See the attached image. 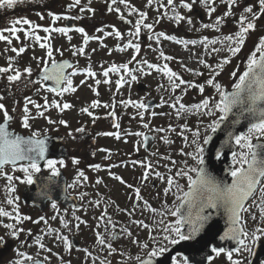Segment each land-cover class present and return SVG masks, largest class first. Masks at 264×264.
<instances>
[{"label":"snow or ice","instance_id":"obj_1","mask_svg":"<svg viewBox=\"0 0 264 264\" xmlns=\"http://www.w3.org/2000/svg\"><path fill=\"white\" fill-rule=\"evenodd\" d=\"M24 0H0V9H13L18 3H23ZM196 0L191 2H185L181 0V6L183 8L192 10L193 4ZM221 3L227 5V11L223 16H219L213 23H204L202 28L213 29L216 32L221 31V26L226 22L227 17H234L237 14L233 12L234 7H240L241 12L236 20L238 25L237 30L233 33L209 40V37L205 36L199 43L204 47L205 51L209 55L225 53L214 64L208 63L206 60L199 59L198 63L202 64L205 69L208 70V75L204 82L185 81L180 78L176 72L165 64L161 67L158 64L149 63L146 59L138 62V67L135 69L129 68V63L136 60V56L141 51V44L135 43L134 40L141 36V29H146L152 35L148 36L149 40L153 37L155 41L159 43L161 37L165 40L174 41L177 44H183L185 47L188 45H195L198 43L196 40H182L178 39L174 35H165V33H155L153 23H145L147 20V12L139 11L138 9L131 7L128 4V0H111L112 5L124 4L130 9L129 14H137L138 19L135 21L132 29L128 32V41L123 46H118L119 51H125L127 49H133L135 55L132 56L129 63H123L120 65L112 64L109 68L103 69V83L110 84L112 81L108 79L110 73L119 74L123 70L130 76V80H126L123 75L116 80L118 87H123L126 83L137 81L138 77L133 74L134 72H143V66H147L149 69H155L158 72L167 76L170 84V90L174 93L176 89H180L182 93H186L188 89H196L201 94L202 99L195 104L185 105L180 103L182 97H174V102L170 104L176 112L178 119L187 117L189 114H194L199 117L195 128H190L187 123L183 124L182 131L179 135L183 139V147L180 149L179 154L185 157L182 161L178 162L170 156L162 157L170 162V165H164L171 175L165 176L159 171L155 170V167L151 161L145 163L144 161H133L134 164L139 163L145 171L140 177L141 184L149 181L152 176L159 179L165 184L163 188L164 200L161 202L160 208L153 207L152 204L145 200L141 195V187L127 184L122 177L111 174L114 179L118 180L121 184H125L129 189L133 190L134 203L131 210L129 209H117L126 213L129 217H132L137 210H140L141 216L144 214V210H147L151 216L145 219H134L131 223L136 227L147 231V238L145 240L139 239L133 231L125 226L118 232L115 231V225L113 224L111 217L108 216L105 209L103 214L98 217V221L107 222L104 224L105 232L108 233L110 239L99 231L94 230L96 237V243L101 246V250L106 252L107 255L104 259L100 260V264H113L108 256H127V259L117 261L116 264H130L134 260L135 264H202L201 261L196 259L198 253L204 251L211 240L216 238L217 233L211 231L208 228L209 222L213 219V213L216 216H222L225 222V229L223 234L219 235V240L224 242H234L235 247H225L222 245H212L211 253L207 257L211 262L214 258L223 255L225 257L226 264H264V253H258L261 247V241L264 240V35L258 37L257 43L254 46V50L246 58L243 71L240 66H235V70L229 73L232 83L225 85L218 77L225 71V67L232 63V59L236 57L244 48L247 40L250 38V34L255 32L258 28L257 22L264 18V0H256L253 4L249 0H220ZM153 0H148L149 6H151ZM81 0H74V4L69 7L79 6ZM174 0H167V5H173ZM204 4L207 7L209 16L216 11L215 0H204ZM163 7V5H161ZM81 12L88 11L93 12L94 9L84 7L80 8ZM109 12L115 11L120 14V19L125 20V15L121 12L119 7H109ZM174 11V9H173ZM52 16L53 22L60 20V15L49 13ZM167 15V11L163 13ZM44 17L41 16V19ZM64 19H80L81 17L64 16ZM160 18H157L156 23ZM170 19L179 24L181 21H186L190 29L194 27L191 17H185L178 13L174 14ZM23 23L30 25L33 29L31 32H26V35L30 39L39 43L41 49L46 50V57H40L38 59L43 62V67L39 74V80H33V69L31 66L23 68V70L17 68L13 62V58H9L8 66L0 67V76L6 79L9 85L22 84V87L27 89L30 85L40 84L41 88H44V82L53 81L55 87H47L46 91L55 93L57 97L63 96L64 93H74L77 88L73 86L72 76L77 72H73L71 75L65 74L66 68H73V64L65 60L58 62L53 55V48L51 43L40 42L42 39L50 40V35L42 38L38 34H35V29L40 25H34L29 19H18L13 21V26L0 30V41H7L8 44L12 43L9 36L4 34L5 31L15 35L21 31L16 25ZM127 23L132 24V21L128 20ZM77 33L83 36V47L73 46V55H85V48L90 40H100L99 36H91L83 27H77L74 29ZM45 33L51 34L52 32L60 33L67 36L71 41L72 37L68 36V33L73 31L70 27H44ZM103 32V29H98ZM107 35H115L117 38L123 39V35L119 30L115 33L109 32ZM19 40L20 37L16 36ZM211 44L213 47L209 48ZM216 44H220V47H215ZM152 47L151 44L148 45ZM27 50L26 46H21L19 49L13 47L11 51L16 53L17 56L24 53ZM60 55H63V52ZM95 51V49H93ZM160 57L165 61L175 59L172 56H167L163 51L159 53ZM50 61V66H49ZM182 63V62H181ZM186 71L192 72L197 76H204V72L194 71L191 68H186ZM84 72L88 77H96L97 72L89 66L84 69ZM26 74L27 79H23ZM178 81V82H177ZM102 81L100 79L95 80V84L99 85ZM86 81H81V84H85ZM181 85H185L181 88ZM207 87L214 89L215 94L203 95ZM91 87V86H89ZM19 90V89H18ZM41 89H36L40 91ZM99 95V92H96ZM5 99L3 94H0V116L3 121L0 122V173L4 174L11 185L13 176L4 173V168L7 165H11L13 169L16 168L17 162L26 161L27 163L20 164L19 171L25 174V178L22 183L33 184L34 173L41 172L40 161L45 160L46 153L48 151L45 140L40 139L41 133L35 131L31 136L25 138L22 135L15 134L10 131V122L14 119L10 114V110L2 102ZM44 104L41 105L33 100L31 97H25V103L22 109L23 113V127L25 129L30 128V119L32 115L29 109V105H33L37 110L47 108L49 106L48 98L44 97ZM125 106L131 105L138 109L147 110L148 105L144 101H133L131 99L127 101H121ZM52 106L63 112L66 109L73 107L71 103L52 101ZM179 105V106H177ZM111 107L115 108V105L101 104L99 99L91 102V108L99 107ZM12 111H15L13 109ZM81 112L86 113L88 116L93 117V112L89 111L88 107L81 108ZM39 116H44V111L38 112ZM141 119H143V112L137 113ZM110 115L115 116V111H112ZM152 116L157 113L152 112ZM99 117H94L98 119ZM207 118V119H205ZM246 123V130L237 131V126H240L242 122ZM49 123H55L51 119ZM60 124H66V121L60 120ZM145 128L149 125L144 123ZM116 128H119V123L115 124ZM170 130L175 132L176 129L170 126ZM77 132H85L84 127L76 129ZM156 131H165V129H156ZM190 133L186 135L185 133ZM223 132V138L215 141L214 138L218 133ZM105 136H115L116 139H120L119 133L105 132L102 133ZM135 135L143 136L144 141L148 140V137L144 133H135ZM165 143H173V141L165 139ZM146 146V145H145ZM239 150H235V149ZM137 150H139L137 148ZM108 151V150H104ZM231 152V162L228 164L226 174L231 178V182L228 179H218L213 172L210 171V165L214 167V161L223 163L227 157L228 152ZM191 161V163H190ZM74 164H79V160H74ZM57 164L63 165V160L48 159L45 161V165L51 170L52 176H59L60 170L57 168ZM116 167L118 165H112ZM93 167L96 170L101 168L100 164H95ZM173 169L175 171L173 172ZM79 177L85 178L83 171L79 172ZM19 179V177H15ZM184 181V183H181ZM97 184L103 183L98 179ZM72 187V185H70ZM9 192H15L16 189L13 186H9L7 189ZM160 193H157L159 196ZM171 196L172 202L169 203L168 197ZM7 204H14V199H7ZM142 203V207H141ZM100 201L95 202V206H99ZM52 207L55 208L56 204L53 203ZM258 210L254 211L253 209ZM212 210V211H210ZM251 219L255 222V226L249 229L247 225V219ZM0 217H10L14 219L15 224H5L4 227L11 229L9 236L12 238H19L20 233H23L25 229L23 227H17L18 224H22L24 220H30L31 217L20 216L16 214L13 216L12 212L7 211L4 207H0ZM56 217H53L55 219ZM76 223L74 227L79 230L80 224H86V221L81 220L80 217H75ZM40 220H44L41 217ZM40 220L35 221L39 223ZM148 221V222H146ZM46 223V221H45ZM63 226L69 229V221L62 220ZM112 224V229L108 228V225ZM100 224H97V228ZM29 230V235H30ZM121 234L127 237L131 243L138 248V253L135 256L129 255L123 250L114 246L113 241L119 240ZM5 238L0 236V245L4 243ZM56 240L69 252L73 251V241L68 235L57 234ZM184 244L186 255L170 256L169 254L174 246ZM36 243L39 244L41 249L45 248V245L37 238ZM88 257L93 258V264L96 259L100 257H93V253L87 248L82 249ZM51 252L52 249H47ZM18 259L14 264H25L26 261H30L31 264H45L47 257L44 260L36 259L31 255L24 252H18ZM158 258H163L158 261ZM62 264H71V261H63L60 257Z\"/></svg>","mask_w":264,"mask_h":264},{"label":"flooded vegetation","instance_id":"obj_2","mask_svg":"<svg viewBox=\"0 0 264 264\" xmlns=\"http://www.w3.org/2000/svg\"><path fill=\"white\" fill-rule=\"evenodd\" d=\"M29 1V2H28ZM200 0H196L198 2ZM249 2L255 4L256 0H249ZM216 11L208 15V10L201 11L199 8L194 6V13H198L199 19L205 20L207 23H213L217 17L223 16L227 11V5L225 3L214 4ZM213 5V6H214ZM235 8V9H234ZM233 12L241 11L240 7H234ZM62 11V16H64V8L60 7ZM223 14V15H221ZM41 16L44 18L41 19ZM209 17V18H208ZM29 19L33 22L34 25H40L39 28L35 29V34H38L42 38L49 36L48 33L43 31L44 27H50L49 18V0H24L23 3H18V5L13 9H0V30L5 28H10L13 26V21L18 19ZM211 19L213 22H208ZM64 18L61 20V24L56 27H64ZM123 22V21H122ZM258 28L255 31L257 34L255 40L246 47L247 54L244 56L246 61L247 56L254 50V46L257 43L258 37L264 35V18L257 22ZM100 23L95 24V27H98ZM231 26L227 20L221 27ZM21 31L17 32L15 35L10 34L5 31L4 34L9 36L12 40L11 44H8L7 41H0V67L8 66L9 58H13L15 66L21 70L27 66H31L33 69L32 79L39 80V74L43 67V62L39 61L36 58L46 57V50L39 47V43L35 42L33 39H30L26 32L33 31L30 25H25L20 23L16 25ZM55 28V27H54ZM16 36H19L20 39L17 40ZM50 40L42 39L40 42L49 43ZM21 46H26L27 50L20 54L19 56L16 53L11 51V48L15 47L19 49ZM62 51V48H58ZM64 51V50H63ZM62 51V52H63ZM135 54V53H134ZM56 60L66 58L67 56L63 52V55H60V52L54 55ZM141 60L136 59L132 64L129 63L130 69H135L138 67V62ZM127 63V62H126ZM246 62H237L236 57L232 60L230 65L225 67L223 73H230L235 70V66L239 65L241 71H243L244 65ZM50 65V61H49ZM76 62L74 61L73 68L69 70L67 75H71L74 72V67ZM135 74V72L133 73ZM85 76V72H77L74 76ZM128 75V74H127ZM23 79H27L25 74ZM73 86H75L73 84ZM50 87L47 82H44V88H41L40 84L30 85L27 89L22 87V84L9 85L5 78L0 76V94L5 96V99L2 101L6 107L10 110V114L13 115L14 119L10 122L9 130L15 134L22 135L25 138L31 136L35 131H39L41 136L39 138H45V143L47 146V153L45 160L40 161L41 172L34 173L35 176L39 174H44V176L51 178L53 180L64 181L65 191L64 196L59 201H48L47 207L41 209L33 203H28L23 200V193L25 190L30 188L33 184L22 183L24 180L25 174L19 171L20 164L27 163L26 161L17 162L16 168L13 169L11 165H7L4 168V173L13 176V181L11 185L6 178V176L0 173V207H4L7 211L12 212L13 216L19 214L20 216L31 217L30 220H24L22 224H18L17 227H23L25 231L20 233L19 238H12L9 236L11 229L4 227L5 224H15L14 219L10 217H0V236L5 238L4 243L0 245V264H14V262L21 257L18 256V252H24L28 255H32L34 249L43 250L44 254L48 253L57 254L60 252V249L64 248L59 241L56 240V235L64 234L68 235L70 239L80 240V245L76 248V256L81 259V262L84 264L89 263L90 257L82 250L87 248L84 246L83 241L89 240L88 238L95 237L94 230L99 231L101 234L105 235L106 238L110 239L108 233L105 232L104 224L105 221H98L104 210H107V214L111 217L113 224L115 225V231L119 233L122 227H129L133 233L138 232L137 236L141 240L147 238V231L136 227L131 223V220L134 219H145L150 217L151 214L144 210L143 216H141L140 210H137L132 217H129L126 213L118 211L117 209H129L131 210L134 203V193L132 189H129L125 184H121L118 180L114 179L111 174L120 176L123 178L127 184H131L134 187H141L142 197L149 201L153 207L160 208L161 202L165 199L163 196V188L165 184L162 183L159 179L152 176L149 181L141 184L140 177L142 176L145 169L139 164H134L133 161H144L147 163L151 161L155 167L156 171L161 172L165 176L171 175V173L166 172L165 169L161 167V155H155L156 151L152 150L156 146L155 138L151 145L149 152H137L135 154L125 155L119 152L114 151V144L111 136L102 135V133L110 132L112 126L108 122L106 115L102 116L100 120H87L78 122V127H68L66 121L70 116L67 114L69 109L61 112L59 109L52 106V101H61L71 103L72 108H77L81 99L79 95L74 93H64L63 96L57 97L55 93L46 91V88ZM41 89L36 91V89ZM19 89V90H18ZM149 90L143 91L146 93ZM48 98L49 106L37 110L33 105H29V109L32 115L30 119V128L25 129L23 127V113L22 109L25 103V97H31L37 103L43 105L44 97ZM148 98H154L153 96ZM146 98H143L141 101H146ZM157 100V108L162 104L160 99ZM91 106L92 99L89 101ZM101 103H103L101 101ZM15 109V111H12ZM44 111V116H39L38 112ZM71 111V108L70 110ZM154 112L159 114L154 108ZM51 119L55 123H49L48 120ZM64 120L66 124H60L59 121ZM86 120V119H85ZM3 121L2 116H0V122ZM98 121V122H97ZM85 122L83 125H79ZM99 123H102L98 125ZM84 127L85 132H77L76 129ZM110 129V130H109ZM108 151H104V150ZM235 150H239L238 148ZM154 154V155H151ZM48 159L52 160H63L64 164H57V168L60 170L59 176H52L51 170L48 169L45 165V161ZM74 160H79V164H74ZM100 164L101 168L96 170L93 165ZM112 165H118L113 167ZM83 171L85 178L79 177V172ZM111 173V174H110ZM19 177V179H15ZM100 179L103 183L97 184L96 181ZM184 183V181H181ZM72 185V187H70ZM9 186L15 187V192H9L7 189ZM157 193H160L157 196ZM65 196L74 197L73 201H68L65 199ZM7 199H14V204L8 205ZM169 203L172 202V197L168 198ZM100 201L99 206H95V202ZM55 203L56 207L53 208L52 204ZM142 207V203H141ZM254 211H257L255 208ZM80 217L81 220L86 221L87 223H81L79 230H77L74 225L78 223L75 217ZM41 217H44V220H40ZM53 217H56L53 219ZM247 219V214H245ZM40 220L39 223L35 221ZM62 220L69 221V229L64 228ZM46 221V223H45ZM148 222V221H146ZM100 224V227L97 228V224ZM249 229L254 228L255 222L251 219H247V225ZM109 229H112V224L108 225ZM138 228V229H137ZM30 230V235H29ZM137 230V231H136ZM139 230V231H138ZM37 238L40 239V242L45 245L44 249H41L39 244L36 243ZM127 238L121 234L119 239ZM115 241H113L114 244ZM133 244L129 241L124 243L120 250L125 251L129 255L135 256L138 253V248L132 246ZM96 246L98 244L96 243ZM115 246V245H114ZM116 247V246H115ZM52 249L51 252H48L47 249ZM88 249V248H87ZM88 249L93 253V257H100V259L95 260V264H100V260L104 259L107 255L106 252L101 250ZM258 253H264V240L261 241V247L258 250ZM178 256V255H175ZM214 256V254H213ZM38 258V257H34ZM93 259V258H92ZM108 259L116 264L117 261H122L127 259V256L121 257L116 255L108 256ZM91 261V260H90ZM3 262V263H2ZM29 261H26L27 263ZM91 264H93L91 262ZM130 264H135L134 260ZM207 264H226L225 257L221 255L220 257L214 258L211 262L208 261Z\"/></svg>","mask_w":264,"mask_h":264},{"label":"rangeland","instance_id":"obj_3","mask_svg":"<svg viewBox=\"0 0 264 264\" xmlns=\"http://www.w3.org/2000/svg\"><path fill=\"white\" fill-rule=\"evenodd\" d=\"M29 2V1H28ZM185 2H191V0H185ZM220 0H215V4L219 3ZM74 4V0H49V13L60 15L62 18L58 21L53 22L52 16L49 15L48 21H50V26L52 28L56 27L58 24H61V20L64 16H66V12H70L72 17H81L80 19H75L77 21V27H83L85 31L89 33L91 36H99L100 40H90L87 47L85 48V55H73V46L83 47V36L80 33H77L75 30L68 33V36H71V41L68 40L67 36L62 35L60 33L52 32L50 35V43L53 48V55H57L59 53L58 48H62V51L65 53L67 57H71L76 65L74 67V72H84V69L87 67H91L93 71L97 72V76L92 78L87 75L83 76H72L74 87L77 88L76 93L79 95L81 99V103L77 108H71V111H67V114L70 115L66 121L67 126L74 128L78 127L77 123L87 120H94V117H99L96 120L102 119L103 115H106L108 122L112 126V130L110 132L119 133L120 139H116L115 136L112 137V141L114 144V151L119 152L125 155L135 154L136 152H145L143 147V136L135 135V133H151L155 138V155H161V167L166 169L164 165H170V162L162 157L170 156L172 159L180 162L185 157H182L179 154L180 149L183 147V139L179 135L180 131H182V125L187 123L189 127L195 128L197 125L199 117L194 114H189L187 117L178 119L176 117V112L173 108L170 107V101L173 100V97L170 96L172 92L170 90V84L163 73L156 71L155 69H149L147 66H143V72H135V75L138 77L137 81H132L131 83L124 84L123 87H118L116 84V80L119 79V75L116 73H110L108 79L112 81L110 84L103 83L105 79L103 77V69L109 68L112 64H123L129 63L133 55H135L133 49H127L125 51H119L118 46H123L127 43L129 37L128 32L132 29L135 21L139 18L137 14H129L130 9L126 7L124 4L112 5L111 0H81V4L79 6L69 7V5ZM128 4L131 7L138 9L139 11L147 12V20L145 23H153L154 24V32L160 33L163 32L165 35H174L178 39L182 40H196L198 41L195 45H188L185 47L183 44H176L173 41L165 40L161 37L159 43L155 41L153 37L152 40L148 39L149 33L146 29H141V36L134 40L135 43L141 44V51L136 59L144 60L146 59L149 63L157 64L160 66L168 65L177 75L184 79L185 81H195V82H204L205 78L208 75V70L204 68V66L198 63L197 57L199 59L206 60L208 63L214 64L221 56L225 55V53L220 54H212L209 55L207 51H205L204 47L199 43L203 37H209V40L220 37L222 34L227 35L233 33L237 30L238 25L236 24V20L240 14V10L236 13L237 15L234 17H227L231 26L221 27L220 32H216L213 29H204L202 28V24L207 23L205 20H201L198 17V13H194V6L191 11L181 6V0H174L173 5H167V0H153L151 6L148 4V0H128ZM163 5V7L161 6ZM193 5L199 8L202 12H207V7L204 4V0H200L195 2ZM213 6V5H212ZM215 6V5H214ZM61 8H64V16H62ZM84 7L94 9L93 12L84 11L81 12L80 8ZM109 7H119L121 12L125 15L127 19L132 21L131 25H126L120 19V14L112 11L109 12ZM217 6H215L216 8ZM174 9V11H173ZM235 9V8H234ZM237 9V7H236ZM241 9V8H240ZM66 10V11H65ZM68 10V11H67ZM167 11V15H163V13ZM180 14L185 17H191L193 21L194 27L190 29L189 25L186 21H181L177 24L176 21L170 19L174 14ZM209 15V14H208ZM223 15V14H221ZM157 18L159 22L156 23ZM209 18V17H208ZM233 19V20H232ZM208 22H213L211 19ZM100 23L98 27H95V24ZM226 23V22H225ZM98 29H103V32L98 31ZM119 30L123 35V39L117 38L115 35H107V33ZM256 32L250 34V38L247 40L244 48L241 52L236 56L237 62H246L244 60V56L247 54L246 47L251 44L255 40ZM151 44L152 47L149 48L148 45ZM220 44H216L215 47H220ZM209 48L213 47V45L209 44ZM95 49V51H93ZM160 51H163L165 55L172 56L175 59L170 61H165L159 55ZM234 59V58H233ZM232 59V60H233ZM134 61L131 62V64ZM182 62V63H181ZM186 68H191L194 71L204 72V76L194 75L192 72L186 71ZM123 71V70H122ZM121 71V72H122ZM125 78L126 73H124ZM100 79L102 82L99 85L95 84V80ZM130 80V76L128 77ZM222 83L226 86L232 83L230 76L228 73H222L220 77H218ZM81 81H86L85 84H81ZM144 82L148 85L149 93H139L137 88L138 82ZM178 82V81H177ZM91 86V87H89ZM185 85H181V88H184ZM96 92H99V95H96ZM132 94L135 96L132 100L143 99L149 94V97L153 96L154 98L161 99L160 102H163L161 106L157 109L160 114L156 116H152L151 113L154 110H144L138 109L131 105L123 108L119 104L120 95L122 94ZM172 94L174 97H182L180 103L187 105H192L198 103L202 96L196 89H188L186 93H182L180 89H176V91ZM209 94H215L214 89L206 86L205 93L203 95L207 96ZM99 99L103 104L115 105V108H105L103 106L99 108H91V106L86 105L90 104V100ZM166 102V103H165ZM174 102V100H173ZM172 102V103H173ZM179 106V105H177ZM88 107L89 111L93 112V117L88 116L86 113L81 112V108ZM115 111L116 115L112 116L110 113ZM149 111V112H148ZM139 112H143V119L137 114ZM86 119V120H85ZM207 119V118H205ZM98 122V121H97ZM85 122L79 124L83 125ZM119 123L120 127L116 128L115 124ZM147 123L149 125L148 128H145L143 125ZM102 123H99L100 125ZM170 126L175 128L176 131L173 132L170 130ZM156 129H165V131H156ZM110 130V129H109ZM190 136V133H185ZM165 139L173 141V143H165ZM127 140V141H126ZM137 148L139 150H137ZM154 155V154H152ZM175 170V169H173ZM138 229V228H137ZM137 231V230H136ZM139 231V230H138ZM138 232H134L137 235ZM89 240L83 241L88 249H96L99 250L101 246H96V239L94 237L88 238ZM128 238L119 239L118 242L115 241L114 245L119 249L124 246V243L129 242ZM131 242V241H130ZM134 246V245H132ZM43 250L34 249L32 251L33 257H38L39 259L44 260L47 257L46 264H62L60 257L63 258V261H71V264H84L81 262V259L76 256V248L69 253L65 248L60 249V252L57 254L48 255V253L44 254ZM115 257V256H114ZM91 260V261H90ZM89 263H93V259L90 258ZM3 263V262H2Z\"/></svg>","mask_w":264,"mask_h":264},{"label":"water","instance_id":"obj_4","mask_svg":"<svg viewBox=\"0 0 264 264\" xmlns=\"http://www.w3.org/2000/svg\"><path fill=\"white\" fill-rule=\"evenodd\" d=\"M66 26L73 28L75 26V22L73 20L68 19V21H66ZM69 61L70 63L73 64V61H71L70 59H63L60 60L58 62H63V61ZM69 68H66L65 74L67 73ZM47 84H49L50 87H55V84L53 81H47ZM145 85L140 83L138 86V89H144ZM149 107H153L155 105V102L149 101L148 103ZM246 121L242 122V124L240 126H237V131H244L246 130ZM223 132H220L217 134V136L214 138V142L218 141L220 139L223 138ZM148 140L145 141V148L146 149H150V145L153 141V137L151 135H147ZM40 139H45V138H40ZM231 152H228V157L227 159L221 163L219 161H214V167H212V165H210V171L213 172V175H215L218 179H228L229 182H231V178L227 176L226 171H223V169H226L228 164H230L231 162ZM34 186L32 188H29L27 190H25V192L23 193V199L26 202H30L33 203L35 205H38L41 208H45L46 206V202L47 200H55V201H59L63 198L64 196V191H65V184L64 181H58V180H53L51 178L45 177L44 175L41 176H37L34 180ZM65 199L68 201H73V199H75L74 197H66ZM212 211V210H210ZM208 228L211 229L212 232L217 233L216 238L211 240V243L209 244V246L204 249V251L200 252L197 254L196 259L198 261H201L202 264H207V257L209 255H212L211 253V246L212 245H222L225 247H235V243L234 242H224V241H220L219 240V235L223 234V230L225 229V222L222 216H216L215 213H213V219L212 221L209 222ZM73 245L77 246L79 244V242L76 239H73ZM187 242H182L181 245H177L174 246L172 251L167 254L170 256H174L176 254H183L186 255L188 254L185 251L184 248V244ZM160 259L163 258H158V261ZM31 264V263H29Z\"/></svg>","mask_w":264,"mask_h":264},{"label":"trees","instance_id":"obj_5","mask_svg":"<svg viewBox=\"0 0 264 264\" xmlns=\"http://www.w3.org/2000/svg\"><path fill=\"white\" fill-rule=\"evenodd\" d=\"M122 101H124V100H122ZM121 103V102H120ZM121 104H123V103H121Z\"/></svg>","mask_w":264,"mask_h":264}]
</instances>
